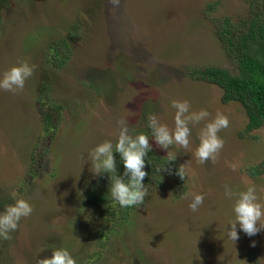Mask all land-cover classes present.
<instances>
[{
    "label": "rangeland",
    "instance_id": "374dc122",
    "mask_svg": "<svg viewBox=\"0 0 264 264\" xmlns=\"http://www.w3.org/2000/svg\"><path fill=\"white\" fill-rule=\"evenodd\" d=\"M259 5L0 0V264H264V174L246 173L264 126L245 132L240 104L191 76L235 72L217 27ZM129 140L182 182L144 170L119 225L98 203L119 185L98 177Z\"/></svg>",
    "mask_w": 264,
    "mask_h": 264
},
{
    "label": "trees",
    "instance_id": "16d2710c",
    "mask_svg": "<svg viewBox=\"0 0 264 264\" xmlns=\"http://www.w3.org/2000/svg\"><path fill=\"white\" fill-rule=\"evenodd\" d=\"M259 1L260 10L253 8L247 20L243 19L237 24L225 21L217 27L216 36L223 45L226 57L234 66L235 72L231 73L215 66L191 71L192 77L213 84L220 89L221 102L240 104L247 117L245 126L247 133L264 126V0ZM66 48L65 44L63 49L52 47L57 58L50 59V65L55 60L61 62L64 57L69 56L64 52ZM40 97L39 95L38 99ZM45 118L46 124L50 123V119ZM155 165L162 167L163 171L172 172L177 183L182 182L181 171L171 161L156 157L136 140H129L119 152L108 155L98 181H104L106 188L111 187L114 182L119 187H115L113 194L104 192L105 195L98 198V203L112 205L111 213L114 214L113 217L119 225L125 224L126 219L129 222L135 205L139 204L137 202L140 196H135L137 191L135 183L140 181L144 170H151ZM246 173L252 178L263 175L264 159L257 165L249 167ZM123 191L128 192L127 198L120 199L119 202L116 198L122 197ZM132 196L136 197L137 201L134 199L132 202ZM108 216L109 212L103 216L105 223H108Z\"/></svg>",
    "mask_w": 264,
    "mask_h": 264
}]
</instances>
